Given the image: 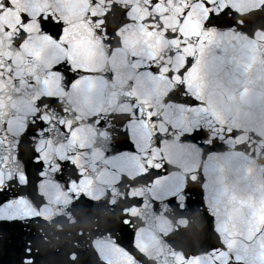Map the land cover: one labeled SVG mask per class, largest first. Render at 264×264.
Listing matches in <instances>:
<instances>
[{
    "label": "water",
    "instance_id": "1",
    "mask_svg": "<svg viewBox=\"0 0 264 264\" xmlns=\"http://www.w3.org/2000/svg\"><path fill=\"white\" fill-rule=\"evenodd\" d=\"M188 3L190 0H160L151 6L150 0H111L118 11L130 6V20L120 30L121 47L112 56L122 61L131 58L132 53L152 56L175 50L178 41L166 39L164 33L177 30L181 12ZM215 3L219 9L232 10V15L225 19L223 27L202 32L207 11L202 5L195 6L179 25V31L186 39L200 36L206 43L197 44L196 48L185 46L183 55L195 51L202 66L209 70L203 96L207 108L204 118L208 121L205 127L227 125L239 129L241 135L222 152L208 158L189 146V160L179 164L170 160L167 180L157 184L138 179V164L126 166L119 162L127 157L108 163L97 157L93 166L76 156V163L85 172L79 183L67 189L57 186L49 175L39 186V194L29 189L31 199L23 202L24 216L30 219L0 226V264H210L208 257L201 254L210 243L216 242L217 232L231 252L243 255L244 264H264V249H243L245 216L233 207L234 202L241 201L251 205L255 197V222L264 223V23H256L264 21V0H215ZM99 4L93 8L89 0H76L77 14L61 18L70 30L87 37L76 44L74 51L84 49L103 59L107 46L92 34L95 26L81 21L85 13L102 15L108 4L103 0ZM21 11L32 16L28 31L33 38L17 47L7 35H0V57H11L16 65L39 56L51 43L35 39L37 9L26 0H15V10H5L0 25L16 26L17 13ZM150 16H159V24L150 25L147 22ZM169 62L178 67L183 56L177 55ZM155 84L157 96L171 87L163 75L155 78ZM50 91L54 89H44L41 94ZM89 96L94 97L95 92ZM62 100L66 107L79 110L82 116L89 114L86 105L93 106L92 100L81 98L75 91L62 95ZM124 100L107 96L103 103L106 110L123 111ZM117 103L122 107L116 108ZM34 111L35 97L20 105L10 89H0V121L8 120L13 153L16 140H21L20 154L25 161L31 154V142L22 140L21 134ZM77 141L78 137L72 143ZM72 150L69 144L58 154ZM164 153L170 159L167 145ZM198 168L201 179L193 183L190 177L198 174ZM37 179L33 176V181ZM186 185L188 206L182 211L168 205L166 198ZM133 204L139 206L132 207ZM126 210L132 220L127 229L123 223ZM209 211L216 215L215 232L208 220ZM28 248L30 253L26 251ZM218 259L227 264L226 255Z\"/></svg>",
    "mask_w": 264,
    "mask_h": 264
},
{
    "label": "snow or ice",
    "instance_id": "2",
    "mask_svg": "<svg viewBox=\"0 0 264 264\" xmlns=\"http://www.w3.org/2000/svg\"><path fill=\"white\" fill-rule=\"evenodd\" d=\"M159 2L150 0V5L155 6ZM26 3L35 5L37 9L35 20L38 30L35 39L51 43L39 56L25 59L19 65L14 64L11 57H0V89H10L11 93L16 94L20 105H26L35 97V111L21 134L22 140L31 142V154L26 161L20 154L21 140H16L13 153L9 143L8 120L0 121V149H3L0 151V226L21 223L22 218L30 219L24 216L23 202L31 199L29 189L39 194V186L49 175L57 186L67 189L79 183L85 172L83 166L76 163V156L93 166L97 157L104 163L127 157L119 162L126 166L138 164V179L157 184L167 180L172 166L170 160L177 164L189 160V146L208 158L222 152L229 142L241 135L239 129L227 125L205 127L208 121L204 118L207 108L203 96L209 70L202 66L201 58L195 51L183 55V50L185 46L196 48L197 44L206 41H201L200 36L186 39L179 31V25L197 5H202L207 11L202 32L212 27H223L232 10L217 8L215 0H190L181 12L177 30L164 33L166 39L178 41L175 50L152 56L132 53L131 58L120 61L112 54L121 47L120 30L130 20V6L118 11L111 0H103L108 8L102 15L90 12L81 17V21L95 26L92 34L107 46L108 52L101 59L94 52L73 50L79 41L87 37L84 33L70 30L61 17L77 14L76 0H26ZM89 4L93 8L101 6L99 0H89ZM214 8L217 10L213 11ZM5 10L14 11L15 0H0V16L4 15ZM17 17L16 26L0 25V35H7L10 43L19 47L33 38L28 31L32 16L27 11H21ZM159 19V16H150L147 22L150 25L159 24ZM177 55L183 56V62L173 67L169 61ZM109 60L112 62L109 63ZM161 75L171 87L157 96L155 78ZM49 88L54 91L41 94ZM74 91L81 98L93 101L91 108L85 106V110L89 111L87 116L65 106L62 95L67 96ZM93 91L95 96L90 97L89 93ZM107 96L124 97L126 110H106L103 102ZM96 107L99 110H95ZM115 107L122 105L117 103ZM76 137L77 143H72ZM38 143L42 146L36 147ZM69 144L73 150L59 155L58 150L67 149ZM247 144L245 141L244 145ZM165 145L168 146L170 159L165 158ZM197 173L190 177L193 183L201 179V169L198 168ZM33 176L39 179L33 181ZM188 190L186 185L168 196V205L180 207L183 211L189 204L186 196ZM252 200L251 205L245 201L233 204L245 216L241 241L243 249L248 251L264 249V223L255 222V197ZM204 207L207 211L206 201ZM208 220L215 232L216 215L209 211ZM123 223L125 229L132 224L127 210ZM216 237V242L210 243L201 254L208 257L210 264H221L218 257L222 254L227 256V264H244L240 252H231L219 239L218 232ZM26 251L30 253L31 249Z\"/></svg>",
    "mask_w": 264,
    "mask_h": 264
}]
</instances>
